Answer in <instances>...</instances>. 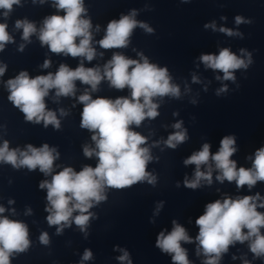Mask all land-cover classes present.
Wrapping results in <instances>:
<instances>
[{
  "label": "clouds",
  "instance_id": "1",
  "mask_svg": "<svg viewBox=\"0 0 264 264\" xmlns=\"http://www.w3.org/2000/svg\"><path fill=\"white\" fill-rule=\"evenodd\" d=\"M39 2L43 4L44 0ZM33 3H36V0H33ZM14 5L22 6L21 0H0V10H3L0 15L7 18ZM54 6L57 10H62L64 15L54 14L44 19L38 36L41 44L47 45L52 53L83 59L75 69L62 63L55 73L49 72L34 78L30 77L27 71H21L6 82L8 101L24 114L26 121L35 124L43 122L45 128L52 125L59 130L61 123L56 113L46 109L45 97L52 89H55L57 98L74 96L77 80L89 85L91 91L95 92L101 81L106 79L112 88L130 89V96L118 97L115 100L105 97L93 99L86 89L84 94L78 97L79 102L83 104L80 126L93 133L91 139L95 142V148L85 145L83 153L88 158L97 157L98 163L95 167L85 165L79 172L72 167H64L53 174L54 161L60 155L55 147H50L47 143L39 148L28 144L21 150L10 148L7 140L0 146V162L10 164L14 169L24 167L33 171L38 168L45 176L51 175L50 181L46 179L39 184L41 189H47V223L49 226H58L57 234H60L64 227H70L72 222L86 233L90 217L93 215L89 209L107 199L104 194L106 188L124 189L143 181L155 185L156 177L146 170L148 163L153 159L149 148L142 146L147 143V138L134 131L131 126L139 127L146 118L154 119L159 115V105L154 102V98L171 96L178 99L181 93L179 86L171 82L168 68L150 63L143 53L138 54L140 60L113 53L102 69L86 68L83 60L91 62L97 52L93 47L92 21L85 18L87 9L84 0H54ZM136 15L137 12L133 9L128 15H121L118 20L109 21L105 35L97 41L99 46L105 50L127 47L136 27L152 33L154 30L148 24L136 20ZM251 22L240 15L235 17L236 25ZM204 27L217 30L214 21ZM7 28V23H0V51L13 39ZM15 28L23 30L22 39L25 41H29L37 32L35 24L27 19L16 20ZM96 31H99V25L96 26ZM218 31L243 39L241 32L230 28L220 27ZM23 47L20 46L21 51ZM240 53L241 56H237L230 48H221L218 55L201 54L199 60L206 68L223 73V77L216 76L217 80L235 82V71L247 69L253 63L251 52L241 48ZM100 55L103 56V53ZM50 63V60L46 59L42 67L48 68ZM6 67L0 66V77L5 74ZM192 81L197 83L199 79L193 75ZM227 90V85H224L216 94L220 95ZM60 114L67 115L63 109H60ZM172 127L177 131L170 134L164 144L176 149L188 139V134L182 127V121ZM235 144L236 137L226 135L220 140L217 152H211L210 143H204L199 151L193 152L183 161L186 166L195 165L194 176L192 179L185 176L184 187L195 190L201 186L202 181L211 185L214 168L218 171L217 181L221 184L225 180L234 181L238 189L245 185L251 189L258 181L264 182V146L255 151L252 167L238 168L237 162L231 159L237 151ZM202 166H205L206 170L202 171ZM12 203L14 201L9 200V204ZM162 207L163 202H160L157 212ZM258 208H264V198H261L259 193L236 198L226 196L223 200L217 199L206 204L204 213L195 220L199 228L195 237L198 242L197 255L202 252L206 257L203 264H219L222 254L227 253L229 246L236 242L242 244L248 241L254 258L264 257V233L261 232L264 228V212L258 211ZM5 211L6 209L0 206V214ZM74 212L79 214L73 216ZM172 225V230L167 235L164 231L159 232L155 247L162 253L170 254L172 264H190L187 250L182 247L181 242L193 243V238L176 220L172 221ZM39 240L47 245V232L41 233ZM29 247L27 225L0 215V264H11L10 258L13 254L24 253ZM119 251L123 253L117 257L120 264H133L126 249ZM92 258V251L85 249L81 264ZM235 258L234 256L233 259ZM244 264L250 262L245 259Z\"/></svg>",
  "mask_w": 264,
  "mask_h": 264
}]
</instances>
